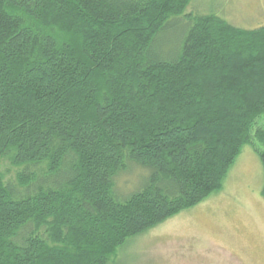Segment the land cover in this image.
<instances>
[{"label":"trees","instance_id":"obj_1","mask_svg":"<svg viewBox=\"0 0 264 264\" xmlns=\"http://www.w3.org/2000/svg\"><path fill=\"white\" fill-rule=\"evenodd\" d=\"M194 1L0 0V264H115L221 191L256 139L264 168V27L187 12ZM133 167L140 187L123 196Z\"/></svg>","mask_w":264,"mask_h":264},{"label":"rangeland","instance_id":"obj_2","mask_svg":"<svg viewBox=\"0 0 264 264\" xmlns=\"http://www.w3.org/2000/svg\"><path fill=\"white\" fill-rule=\"evenodd\" d=\"M187 12L215 14L245 31L264 27V0H195ZM175 25L179 29L169 31L155 46L161 57H170L185 34L184 25ZM259 80L262 83L255 88L264 91V77ZM254 83L249 81L251 87ZM258 130H264V117L253 134ZM254 142L262 150L261 143ZM254 147L243 148L221 191L132 239L115 264H264V168ZM1 169L6 181L18 186L22 169L13 167L8 159ZM142 175L141 168L133 167L118 179L117 190L123 196L138 190Z\"/></svg>","mask_w":264,"mask_h":264}]
</instances>
